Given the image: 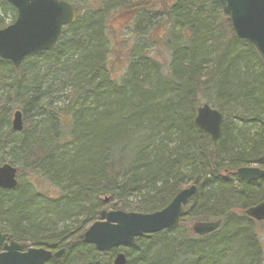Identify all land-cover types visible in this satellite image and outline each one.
Here are the masks:
<instances>
[{
    "label": "trees",
    "instance_id": "16d2710c",
    "mask_svg": "<svg viewBox=\"0 0 264 264\" xmlns=\"http://www.w3.org/2000/svg\"><path fill=\"white\" fill-rule=\"evenodd\" d=\"M61 1L76 20L54 49L27 56L18 69L0 60V166H23L59 193L19 184L0 190L1 233L65 250L59 263L46 264H102L82 235L104 208L155 213L194 185L182 234L121 247L126 264H148L151 255L153 264L159 255L171 264H264L257 224L243 215L264 202V177L252 183L231 174L264 165V62L233 36L222 0H172L164 11L144 0ZM117 12L131 15L123 28L152 44L150 31L164 25L166 65L131 48L124 73L110 77L108 27ZM15 17L0 0V29ZM203 103L223 116L215 142L194 125ZM192 219L221 224L197 237L183 229Z\"/></svg>",
    "mask_w": 264,
    "mask_h": 264
},
{
    "label": "water",
    "instance_id": "95a60500",
    "mask_svg": "<svg viewBox=\"0 0 264 264\" xmlns=\"http://www.w3.org/2000/svg\"><path fill=\"white\" fill-rule=\"evenodd\" d=\"M16 13L12 24L0 29V60L18 69L29 55L51 51L62 36L63 29L76 20L75 9L61 0H3ZM227 12L233 36L253 46L264 62V0H222ZM222 115L207 104L196 109L194 125L209 136L212 142L220 138ZM11 129L18 133L23 129L22 114H12ZM236 177L244 182H258L264 177V169L239 168ZM17 169L10 164L0 166V190H14L18 186ZM196 193L191 185L179 191L161 211L151 214L102 210L98 221L83 233L84 244L91 245L99 253H107L121 247L132 246L145 235L174 232L180 225L185 208ZM104 203L107 199L103 200ZM243 215L254 222H264V202L245 211ZM221 222H194L191 232L204 237L218 230ZM264 242V233L262 234ZM0 264H46L49 260L59 263L65 250L52 252L42 248H29L13 241L0 231ZM112 264H126L122 252L114 255Z\"/></svg>",
    "mask_w": 264,
    "mask_h": 264
},
{
    "label": "rangeland",
    "instance_id": "374dc122",
    "mask_svg": "<svg viewBox=\"0 0 264 264\" xmlns=\"http://www.w3.org/2000/svg\"><path fill=\"white\" fill-rule=\"evenodd\" d=\"M171 1L172 0H144V2L151 4V7H154L157 10L160 9L163 11L166 6H169L170 4H172ZM87 5L90 6V2ZM130 17L131 15H129V13H125V12L118 13L117 12L115 13L114 19L113 21H111L110 26L108 27L110 28V32L111 34L113 33V35H111V38H109L112 40V42L110 43V49H109L110 51H109V57H108L109 61L107 64L108 65L107 69H108V73L110 77L115 78V79L118 78L119 75L124 73L123 71L125 70V65L127 63V56L128 54L132 52V50H130L131 48H134L136 50L140 48V50L144 51L145 54L149 55V57L154 58L157 62L161 63L162 66L168 63V53L166 52V50H163L162 47L160 46L161 43L164 41V36H163V33H164L163 26L164 25L158 26V28H155L150 31V37L154 39V43L152 44L150 40L145 42L146 40L145 38H141L139 40L137 37H134L131 34L130 30L128 29L126 30V28H123V26H126L127 23L131 20ZM229 120H231V118ZM13 167L17 169L16 179L20 186H25L32 190L37 189L41 192H47L51 195H57L59 193L57 190L47 186V184L41 181L39 178L34 177V175L29 173L25 167L20 166V165H13ZM231 174L235 175V172ZM103 210L111 211L109 210V208H104ZM195 221L192 219L189 222L185 223L184 225L186 227H183V229H189L191 231V225ZM200 222H204V221H200ZM209 222H212V221H209ZM255 223L257 225L254 227V232L257 236L259 243L262 245L263 251H264V242L262 240V234L264 233V222H255ZM181 234H182L181 229H177L176 231L170 233V235L172 236L171 238L173 239H177ZM20 244L24 245L23 252L26 249L31 248L29 245L25 243H20ZM115 250L117 252H122L121 248L115 249ZM1 251L2 250L0 249V252ZM98 257H99L98 258L99 262L102 264H112V260L114 258V256H110V251L107 253H101ZM165 257L166 256L164 255L158 256L160 264H171L169 263V261L168 262L163 261ZM148 264H153V255L149 257Z\"/></svg>",
    "mask_w": 264,
    "mask_h": 264
},
{
    "label": "flooded vegetation",
    "instance_id": "af4514ba",
    "mask_svg": "<svg viewBox=\"0 0 264 264\" xmlns=\"http://www.w3.org/2000/svg\"><path fill=\"white\" fill-rule=\"evenodd\" d=\"M263 162H264V158H263ZM249 167H256V168H260V169H264V165H263V167H259V166H256V165H252V166H249ZM243 168H245V167H243ZM236 172V171H235ZM241 181V180H240ZM1 249V248H0Z\"/></svg>",
    "mask_w": 264,
    "mask_h": 264
}]
</instances>
